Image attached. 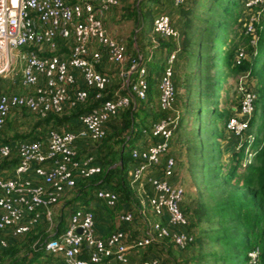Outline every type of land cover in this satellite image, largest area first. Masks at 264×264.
<instances>
[{"label":"built area","instance_id":"built-area-1","mask_svg":"<svg viewBox=\"0 0 264 264\" xmlns=\"http://www.w3.org/2000/svg\"><path fill=\"white\" fill-rule=\"evenodd\" d=\"M185 1L174 0V4L180 6ZM243 3L241 20L252 50L239 46L234 56L236 65L258 54L256 24L264 7V0ZM119 5L120 0H0V79L17 81L19 76L25 90L0 93V131L15 110L27 111L40 120L86 104L91 90L95 100L101 101L80 115L78 130L51 127L37 140L0 142V255L10 247L11 239L29 233L42 221L52 222L51 208L73 193L79 181L102 172L95 155L79 153L78 141L101 142L110 121L136 105L137 99L148 97L147 61L152 59L153 50L148 58L129 53L127 44L112 38L104 23V16ZM153 27L161 37H180L167 14L158 15ZM152 42L158 43L155 38ZM22 47L24 52L19 53ZM177 53H170L159 81V108L165 115L143 128L146 145L133 147L130 152L133 166L129 183L134 206L130 202L131 208L116 210L120 194L106 187L97 189V197L117 211L121 226L100 237L92 207L75 208L63 232L34 244L41 243L42 251L48 254H61L62 264H128L132 251L163 243L185 250L194 243L196 237L188 230L190 220L183 210L185 187L171 181L177 175V160L170 154V147L182 117L176 108L173 82ZM17 61L22 62L21 71L15 69ZM113 64L122 65V85L104 100L112 77L99 67ZM250 79L249 71L238 74L236 87L242 98L226 123V129L240 138L238 149L248 140L241 163L245 168L258 152L252 146L253 134H248L257 100V93L248 84ZM157 171L162 174L155 175ZM136 212L143 220L140 231L130 227ZM259 255V249L249 252L250 263L260 264ZM44 264L58 263L48 260ZM139 264H162V258L152 256Z\"/></svg>","mask_w":264,"mask_h":264},{"label":"rangeland","instance_id":"rangeland-1","mask_svg":"<svg viewBox=\"0 0 264 264\" xmlns=\"http://www.w3.org/2000/svg\"><path fill=\"white\" fill-rule=\"evenodd\" d=\"M241 2L239 7H236L235 11L239 9L241 12H243ZM212 6L213 0H186L185 4L180 8H176L172 0H120V5L117 8L112 9V11L115 12V17L112 21H110V23L113 28V32L115 33V36L121 39V37L127 35L128 39L124 38L122 42H124L125 44H129V53L131 54L136 53L135 48H133L132 46L133 42H135V40L140 41L141 46L144 48L143 52H145L146 58L149 57L151 50L153 49L152 35H154L155 39L158 41L157 36L159 35L154 32L153 27V19L156 18L158 15H169L172 19L173 25L177 27V29L181 33L182 37L181 41L178 40V49H180V43L184 40V33H188L189 36H191V39H198L199 35H201L202 33V30L205 29L204 36H206V39L204 43L205 50L203 55L204 64L200 71V75L202 73V80L204 85L203 96L201 101V109L203 113L202 115L204 116V120L201 122L202 117L196 114L197 104L194 102L192 97L188 98V90L184 87L181 88L177 95L178 97H180V99L177 100L176 108L181 112L182 117L180 125L175 132L174 138L172 139L170 147V154L174 156L177 160L178 175L176 177L181 182V184H183L186 191L183 206L188 205L190 206V208H192V210L188 212L187 216L190 220V225H192L190 231L194 233L196 240L193 246H191L186 251H179L175 247H172L171 254H160L159 256L162 257V260L168 264H225L220 255L226 254L227 247L230 248V246L228 245L227 247H225V245L223 244V239L221 240V243L217 241V236H219L218 234L223 235V229L221 228V224L218 221V213L213 212L212 208H216L217 201L221 198V196H223L225 189L222 190L223 188H219L218 183L220 180L215 178V172H211L212 167L215 164L212 160L210 148L212 147V143H215L217 141L219 143H222L223 149L224 142L222 138H217L216 140H213L214 137H212L211 132L217 127L219 129L221 128L222 130L224 126V119L217 120V114L219 112L231 113V110L233 114L234 111L232 107H236L239 105L242 96L241 93L238 92V90L234 89L238 74L234 75L231 80H226L223 83L222 86L225 88L221 91L219 97L215 96V98L213 95L211 77L213 78L214 74L216 73V69L212 65L213 59H211V57L212 55L217 54L214 42H216V45L218 46V40H213L214 37H212L210 34L214 33V36L216 35V33L217 35L221 34L219 31L220 28L216 25V23L224 20L226 16L223 14L224 8H222L221 6L215 7V12L209 13L210 11L208 9ZM253 13H255V11H253L252 14ZM242 17L243 16L241 15L240 18L242 19ZM262 17L263 11L260 15V19H262ZM229 21V25L231 24V27L228 30L229 33H226V27L224 28L225 30L221 28V30L225 32V34H228H224L227 43V48L233 46V42H236L238 43V45H243L249 48L247 41L243 39V29L241 27L239 28L238 24L232 26V21H234L233 17H229ZM218 39L223 41L224 36L223 38L219 36ZM24 49L25 48L23 47L19 48L18 52L23 53ZM153 52H155L156 58L153 57V59L147 61V65L149 67L153 65L154 72L158 76H160L164 67L162 66V63L159 62V60H155L159 58L158 55H160V50L158 48H154ZM166 57L167 56L165 55V60ZM176 64L177 59L175 60L174 68L176 70L177 67H180L179 72L181 73L183 79L186 78L187 74H191L195 71L191 69V67H189V62L185 59L179 61L180 65L176 66ZM21 65L22 62L17 61V63L15 64V69L21 71ZM108 68L112 75V84L110 86L112 96L113 93L119 87H121L122 81H120V71L118 65H109ZM153 76L154 78L150 80V92H152L154 96V101L153 103H151V105H148L149 103H146L145 107L148 105V109L143 111L141 110L139 112L135 125L136 133L133 134L131 141L127 143L125 148L126 168H128L129 170L133 166V160L130 154L131 149L133 147L144 146L147 142V137H145V135L143 134L145 119L152 120V117H154V112L156 114L159 113V108L157 105V100L160 96L159 81L158 79H156L157 77L155 74ZM19 79L20 77L18 76V85L14 84L16 90L10 91L9 86H13L12 84H10L12 83V79L9 77L1 78L0 93H2L3 91L18 93L19 91H17V89L20 86ZM248 84L249 86H252L254 89L257 90V88L259 87L258 78L251 75V79L249 80ZM227 88H229V90ZM186 100L189 103V107L185 106ZM142 101L143 100L137 99V105H141ZM18 114L14 111L12 115L8 118L6 124V126L8 125L6 129V139L13 138L14 140L21 141L20 139H22L23 137H29V135H32L31 133H34L35 131H41L40 128L38 130L36 129V124L39 119L35 115L23 110L18 111ZM6 126L4 128H6ZM110 126L111 125H109L108 133L111 132ZM254 127L255 128L252 127L254 131L251 132L254 136L253 142L254 144H257L263 140L264 134L261 127ZM224 129V135L225 132L227 136L233 135L232 133H229L228 130H226V127ZM17 135H20V139H15ZM122 136H125V134L123 133ZM235 137L239 139V137ZM248 137L249 135L246 134V138ZM104 140L100 143L103 144ZM109 143L115 145L113 147L116 148L121 146V144H118L119 142L117 141V137L115 140H112ZM248 148L249 147H247V149ZM200 155H203V158L207 164L206 174H203L197 168L198 163H203V160H201L202 158L199 159ZM222 157L223 159H221V163L223 164V171L226 172L228 170L229 164H231L232 161V152H227L223 150ZM243 160L244 159L241 160L242 164ZM242 164L241 166H239L238 169L240 173L246 170L244 169L245 167H243ZM226 186L230 191L231 188L233 189V187L231 186L234 185ZM225 195L226 192L224 194V197ZM74 196H76L74 195V193L69 194L65 198V201L57 207V209L56 207L51 208L53 214V221L45 224L44 222L42 223V225L46 226V235H49V233H54V229L56 228V225H59V223L62 229H66L72 211L75 208L84 206L83 201L73 199ZM131 203L132 206H134V198L131 199ZM89 206L93 207L92 204H89ZM148 214H151V212L148 211ZM61 216H63L62 219ZM108 218L112 220V222H114V219H111L110 217ZM130 227L132 230L140 231L138 228H144V225L140 223L139 225H131ZM235 233V238L238 241L244 240V230L242 229V227H239L238 230L235 229ZM161 245L162 244H158L157 246L159 247ZM166 245H170L171 247L170 243H167ZM20 247L22 250L23 247L21 246V243L18 246V249ZM5 252L6 251H4L0 255V257L2 258L0 264H9L14 260V257L6 255L3 256ZM26 254L27 251L23 249L16 256L18 258ZM133 255V262L128 264H139L138 260L142 258V256H140L142 254H140V252H137ZM172 256L174 257V259L171 258ZM48 260L56 261V263L58 264L63 263V257L61 254L53 255L48 254L46 252L39 256L36 263L44 264Z\"/></svg>","mask_w":264,"mask_h":264},{"label":"trees","instance_id":"trees-1","mask_svg":"<svg viewBox=\"0 0 264 264\" xmlns=\"http://www.w3.org/2000/svg\"><path fill=\"white\" fill-rule=\"evenodd\" d=\"M243 1L244 0H242V2L241 0H213V6L208 9L210 11L209 13H212L215 12V7L221 6L222 8H224L223 14L226 16L224 20L216 23V25L220 28L219 31L221 34L217 35L216 33L215 36L214 33L210 34L212 37H214L213 40H218V46L216 45V42H214L217 54L212 55L211 57V59H213L212 65L216 69V73L214 74L213 78L211 77L213 89L212 91L214 97H219V92L222 89V85L227 80V78L229 76H234L242 72L249 71L252 76L258 78L259 87L257 88V90L254 89L257 93V100L255 103L256 110L251 120V129L249 130L248 134H252L251 131H254V126L261 127L264 134V7L262 10L263 17L262 19H260L259 23L256 24L257 33L259 35L258 54L252 59L245 60L242 64L236 65L234 61L235 51L241 45H238V43L233 42L234 44L230 48H223L224 45H226L225 35L228 34H225V32L221 30V28L224 29L226 27V33H229L228 30L231 27V24L229 25V17H233L234 19V21H232V26L238 24L239 28L241 27L243 29V21L240 20L241 15H244L245 9ZM172 2L174 3V0H172ZM240 2L242 4L241 6L243 12H241L239 9L235 11L236 7H239ZM184 4L185 2L180 6H176L175 4L174 6L176 8H180ZM175 28L177 29V27ZM204 34L205 29L202 30V33L201 35H199L198 39H191V36H189L188 33H184V40L180 43V49H178L177 47L178 40L181 41V33L180 39L164 38L159 35L157 36L158 43L154 44L152 42L153 49L158 48L160 50V55H158L159 58L155 60H159V62L162 63V66L164 68L167 64V60L170 53L174 50H179V53L177 54L176 58V66L180 65V60L185 59L189 62V67L195 70L191 74H187L186 78L183 79L181 73L179 72L180 67H177L176 70L174 68L175 73L173 76V82L176 87L177 95L180 89L183 87L188 90V93H190L188 98L192 97L194 102L197 104L196 114L202 117L201 122L204 120V116L202 115L203 113L201 109V101L203 95L202 73L200 75L201 68L204 64L203 55L205 50L204 43L206 39V36H204ZM242 35L243 39L247 41L249 47L248 50L251 51L252 46L250 45V36L245 35L244 30ZM219 36L221 38H223L224 36L223 41L218 39ZM153 54V57L156 58L155 52H153ZM165 55L167 56L166 60L164 59ZM148 70L150 73V80L154 78L153 75L155 74L157 77L156 79L160 81L161 75L158 76L154 72L153 65H151L150 67L148 66ZM108 91L109 92H107L104 100L111 97L110 87ZM179 99L180 97L177 96V100ZM153 101L154 96L149 89L148 97L147 99L142 101L141 105L138 106L137 104H133L129 109L125 110L119 116V118L110 121L109 125H111V132L107 134V136L104 138L105 140L103 139V144H99L98 150L96 151L95 155L97 156L98 154V158L96 157L97 163L102 166V172L91 179L79 181L75 190L76 196L74 197V199H83L84 205L89 206L90 202L94 201V199L101 200L97 197L96 190L99 189V187H106L120 194L121 204H119L116 210H121L125 207L129 208L133 192L128 179L129 169L126 168L125 148L127 143L131 141L133 134L136 133L135 125L139 112L141 110H147L148 105H151ZM100 102L101 101L95 100L94 90H91L90 98L86 104H80L74 109L66 110V112L62 115L51 113L46 118L37 121L36 129H42L41 132L35 131L34 133H31L32 135H29V137H23L22 139H20V135H17L15 139H40L41 136H44L45 133L43 132H45L48 127L60 128L62 126H69V128L73 129L74 122L76 120H79L80 115L91 111L92 108L99 105ZM146 103L149 104L145 107ZM185 106L189 107V103L187 100L185 102ZM158 111L159 113L157 114L154 112V117H152V120L145 119L144 127H148L153 121L164 117L165 113L161 111L160 108ZM217 115V120L224 119V126L222 130L218 127L213 130L211 132L212 137H214L213 140H216L217 138H222L224 140L225 135L223 130H225L224 128L226 127L227 121L233 115L232 110L231 113L219 112ZM123 133L125 134V136H122ZM5 134L6 133L4 130L0 131V142L9 143L10 141L14 140L13 138L6 139ZM116 137L117 141L119 142L118 144H121V146L118 148L113 147L115 145L109 143L110 141L115 140ZM239 142L240 138H237V142L231 144L229 148V151L232 152L233 157L231 164H229L228 170L226 172L223 171V164L221 163V159H223L222 143L216 141L215 143H212V147L210 148L212 160L215 164L212 167L211 172H215V178L220 180L218 183L219 188H223L222 190L225 189L223 196H221V198L217 201L216 208H212L213 212L218 213V221L220 222L221 228L223 229V235L218 234L219 236H217V241L221 243V240L223 239V244L225 245V247H227V245L230 246V248L227 247L226 254L220 255V257H222V260L225 264H252L250 263L249 252H252L255 249H259L260 255L258 262L260 264H264V144L261 145L262 141L257 144H252V146L258 150L256 157L253 163L249 164L245 168L246 170L240 173L238 169L239 166H241V160L244 157L246 147L249 143L248 140H245L244 144L238 149ZM199 159L203 160V163H198L197 168L200 172L206 174L207 164L203 158V155H200ZM226 185L234 186H231L233 187V189L231 188V190L229 191ZM225 192L226 195L224 197ZM104 205L109 208L106 203H104ZM92 209L96 214L97 222L98 215L99 213H101V211L98 210L96 212L94 208ZM112 210L114 212L116 211L115 209ZM183 210L186 214H188V212L192 210V208H190V206L188 205H184ZM191 226L192 225H189L188 230L191 229ZM122 227L127 228L128 226L123 225ZM239 227H242V229L244 230V240L242 241H238L235 238V229L238 230ZM45 230L46 229L38 225L29 233L11 239V245L8 249L5 250L6 252L3 255L14 257L13 262L9 264H37L36 262L39 256L42 255L44 252L41 249V243H38L37 246H34V244L38 240L42 242L46 238H49L50 235H46ZM20 243L23 249L27 251V254L17 258L16 255L23 250H21V247L18 249ZM194 243H192L187 249L179 251L188 250L191 246H193ZM172 247L174 246L171 245L170 247V245L168 246L166 244H162L159 247L157 245L150 246L146 250L139 251L140 254H142L141 260L147 259L152 256H159L162 253L171 254ZM171 258L174 259L173 256ZM1 260L2 258L0 259V261ZM162 264L168 263L162 260Z\"/></svg>","mask_w":264,"mask_h":264},{"label":"crops","instance_id":"crops-1","mask_svg":"<svg viewBox=\"0 0 264 264\" xmlns=\"http://www.w3.org/2000/svg\"><path fill=\"white\" fill-rule=\"evenodd\" d=\"M115 8H117V7H115ZM114 9V8H113ZM114 17H115V12H113L112 10L108 13V14H106L105 16H104V23H105V26H106V28H107V31H108V34L112 37V38H114V39H117V40H119V41H122L124 38L125 39H128V37H127V35L126 36H123V37H121V39L119 38V37H117V36H115V33L113 32V28H112V26H111V23H110V21H112L113 19H114ZM173 24V23H172ZM174 26V25H173ZM175 27V26H174ZM178 30V29H177ZM179 31V30H178ZM155 37H154V35H152V40L154 39ZM135 39H136V36H135ZM127 46H128V49H129V44H127ZM133 48H135V50H136V54H143L144 56H145V52H143V50H144V48L141 46V44H140V41H136L135 40V42H133ZM153 48V47H152ZM224 49H227V43H226V45H224V47H223ZM151 52H152V50H151ZM114 65H118L119 66V71L121 70V68H122V65H120V64H114ZM108 66L109 65H103V66H100L99 67V69L101 70V71H103V72H105V73H107V74H109L110 76H112L111 75V72L109 71V68H108ZM121 67V68H120ZM126 67H127V65H126ZM119 76H120V74H119ZM234 76H229L228 78H227V80L229 81V80H231L232 78H233ZM120 81H122V77H120ZM9 83V82H8ZM10 84H12L13 86H11ZM9 85V89H10V91H14V90H16V88H15V86H14V84H17L18 85V82L17 81H12V83H10ZM19 88L17 89V91H19L18 93H24L25 92V90H24V87L19 83ZM203 87H204V85H202ZM252 87V86H251ZM225 87H223L222 86V89L220 90V92H219V96H220V94H221V91L224 89ZM228 90H229V88H227ZM234 89L235 90H237V87H236V84H235V87H234ZM7 91V90H6ZM4 92V91H3ZM203 93V92H202ZM189 94L190 93H188V95L187 96H189ZM203 96V95H202ZM157 100V99H156ZM136 104H137V101H136ZM157 105H158V108H159V99L157 100ZM234 108L235 107H232V109H233V111H234ZM15 112H17V114H18V111L17 110H15ZM12 115V114H11ZM19 115V114H18ZM6 126V125H5ZM8 126V125H7ZM7 126H6V128H3L2 130H4L5 131V133H6V129H7ZM62 127H64V126H62ZM62 127H60V128H62ZM81 127V122H80V120H76L75 122H74V127H73V129H71V128H69V126H65L64 128H68V129H70V130H78L79 128ZM50 127H48L47 129H46V131L45 132H43V133H46L47 132V130L49 129ZM41 131H42V129H40ZM227 130V129H226ZM41 131H39V132H41ZM230 133V132H229ZM7 134V133H6ZM5 134V135H6ZM10 134V133H9ZM43 135V134H42ZM12 141H16V140H12ZM223 144H224V147H223V150H225V151H229V148H230V146H231V144H234V143H236L237 142V138L234 136V135H232V136H227V134H226V132H225V139L223 140ZM99 144H100V141L99 142H96V141H93V140H91V139H81V140H79L78 141V144H77V146H78V150H79V153L81 154V155H87V154H93V155H96V151L98 150V146H99ZM97 158H98V154H97V156H96ZM162 173H161V171H157V172H155V175H161ZM178 175V174H177ZM176 175V176H177ZM176 176H174L173 178H171V181H173V182H176V183H181L179 180H178V178L176 177ZM99 188H101V187H99ZM74 193V195H76L75 194V191L73 192ZM75 197V196H74ZM74 199V198H73ZM131 199H132V197H131ZM78 200H80V201H83V199H78ZM96 199H94V201H91L90 202V204H92V208H94L95 210H96V212L98 211V210H100L101 211V213H99V215H98V220H97V223H96V231H97V234L100 236V237H103V238H105V237H107L109 234H111L112 232H114L115 230H117L120 226H121V224L119 223V219H118V216H117V211H113L111 208H107L105 205H104V201L102 200H96ZM64 201H65V199H64ZM64 201H62L60 204H62ZM59 204V205H60ZM59 205H56L55 207H56V209H57V207L59 206ZM132 207V206H131ZM131 207H129V208H131ZM126 208V207H125ZM62 214H63V212H62ZM61 214V215H62ZM61 217H63V216H61ZM108 217H110L111 219H114V222H112V220H110ZM150 218L151 219H156V217H154V216H152V215H150ZM62 219V218H61ZM142 219L140 218V216H139V214H138V212H136L135 213V222L132 224V225H139L140 223H142ZM44 221H42L40 224H39V226H41L42 228H46V226L45 225H42V223H43ZM44 224H45V222H44ZM118 225V226H117ZM68 226V225H67ZM65 229H62L61 228V225L59 226V225H56V228L54 229V233H49V237H53V236H55L57 233H60V232H63ZM143 250H145V249H143ZM137 252H139V251H132L131 252V254H130V262L129 263H132L133 262V258L134 257H132V256H134L133 254L134 253H137ZM140 256H142V255H140ZM142 259V258H141ZM141 259H139L138 260V263H140L142 260ZM113 264H121V263H118V262H114Z\"/></svg>","mask_w":264,"mask_h":264},{"label":"water","instance_id":"water-1","mask_svg":"<svg viewBox=\"0 0 264 264\" xmlns=\"http://www.w3.org/2000/svg\"><path fill=\"white\" fill-rule=\"evenodd\" d=\"M79 232L81 233L82 232V229H79Z\"/></svg>","mask_w":264,"mask_h":264}]
</instances>
